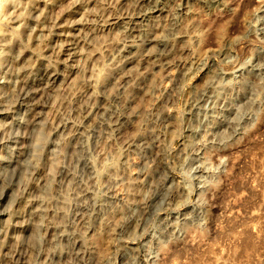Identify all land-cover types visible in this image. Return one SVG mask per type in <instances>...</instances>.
Segmentation results:
<instances>
[{
  "label": "clouds",
  "instance_id": "1",
  "mask_svg": "<svg viewBox=\"0 0 264 264\" xmlns=\"http://www.w3.org/2000/svg\"><path fill=\"white\" fill-rule=\"evenodd\" d=\"M197 3L0 0V264H264V0Z\"/></svg>",
  "mask_w": 264,
  "mask_h": 264
},
{
  "label": "rangeland",
  "instance_id": "2",
  "mask_svg": "<svg viewBox=\"0 0 264 264\" xmlns=\"http://www.w3.org/2000/svg\"><path fill=\"white\" fill-rule=\"evenodd\" d=\"M189 4H191L194 9L199 7L197 0H186V9ZM257 153H260L261 158L264 159V126L257 128L242 144L237 145L235 150L231 153L234 158H239V162L236 164L235 175L231 179L226 180L224 190L221 193L222 203L227 199H231L235 203L237 197H240L241 194L247 190L241 186L240 178L242 175L252 171L255 166L253 163L254 157ZM260 195L261 199H264V192ZM252 201L253 194L250 193L244 203L246 205H251ZM235 210L239 212L241 209L237 208Z\"/></svg>",
  "mask_w": 264,
  "mask_h": 264
}]
</instances>
